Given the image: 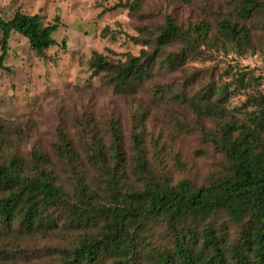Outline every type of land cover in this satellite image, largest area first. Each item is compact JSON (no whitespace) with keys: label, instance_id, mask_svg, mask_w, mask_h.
<instances>
[{"label":"trees","instance_id":"16d2710c","mask_svg":"<svg viewBox=\"0 0 264 264\" xmlns=\"http://www.w3.org/2000/svg\"><path fill=\"white\" fill-rule=\"evenodd\" d=\"M173 1L194 5L203 0ZM230 4L218 28L205 22L186 28L166 15L161 25L144 28L138 56L114 62L94 53L89 66L117 96H133L152 85L167 101L159 76L178 72L197 49L218 42L223 50L243 54L252 47L259 24L264 29V0ZM138 7L137 0L130 10ZM57 29L58 23L45 24L38 14L16 10L9 20L0 17V73L10 72L4 62L11 33L25 38L33 55L43 57L57 46L52 38ZM214 31L218 35L212 37ZM59 46L65 51V40ZM168 92L172 99L181 98ZM215 100H187L200 116L222 121L215 134L207 135L222 156V172L200 185L156 176L141 133L132 139L130 179L131 165L114 126L109 149L95 133L91 148L80 151L59 130L51 153L35 149L29 160L14 155L0 163V255L6 253L2 246L7 238L21 239L16 232L49 234L61 221L63 228L82 236L63 252L60 264H264V94L248 99L253 109L245 121L222 117L226 90L217 91ZM91 168L103 171L102 189L97 179L89 180ZM153 226L163 229L164 245L154 241Z\"/></svg>","mask_w":264,"mask_h":264},{"label":"rangeland","instance_id":"374dc122","mask_svg":"<svg viewBox=\"0 0 264 264\" xmlns=\"http://www.w3.org/2000/svg\"><path fill=\"white\" fill-rule=\"evenodd\" d=\"M136 1L0 0L4 20L19 10L40 15L45 24L58 23L52 35L57 46L45 51L43 57L33 55L25 38L10 35L4 62L10 72L0 73V139L4 140L0 163L14 155L29 160L35 149L51 153L59 141V130L80 151L91 148L95 133L103 137V148L109 149L114 126L131 165L130 179L134 178L132 139L139 133L149 168L156 176L200 185L222 172V156L207 136L215 134L222 121L200 116L187 100L206 99L211 104L217 91L224 89L228 100L221 106L222 117L228 122L245 121L253 109L248 99L264 94L262 25L253 32L252 47L243 54L223 50L218 42L197 49L195 58L186 60L178 72L159 76L167 101L161 100L152 85L133 96H117L102 74H94L90 68L94 53L123 62L128 56L139 55L144 28L161 25L166 15L186 28L205 22L215 29L231 10L230 0H203L194 5L138 0V9L130 10ZM62 40L65 51L59 46ZM169 89L181 98L172 99ZM103 174L99 168H91L89 174L90 181H99L100 189L104 187ZM57 224L59 229L49 234L24 236L16 232L15 237L21 239L13 242L7 238L0 264H60L63 252L73 249L82 233L63 228L61 221ZM152 230L154 241L164 245L163 229L153 226Z\"/></svg>","mask_w":264,"mask_h":264}]
</instances>
